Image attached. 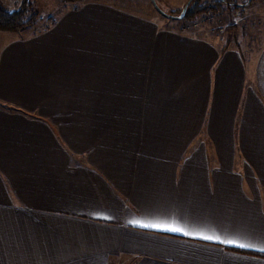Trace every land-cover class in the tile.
Returning <instances> with one entry per match:
<instances>
[{
    "label": "crops",
    "instance_id": "0c3cea01",
    "mask_svg": "<svg viewBox=\"0 0 264 264\" xmlns=\"http://www.w3.org/2000/svg\"><path fill=\"white\" fill-rule=\"evenodd\" d=\"M63 4L0 48V264H264V44ZM172 214L257 249L128 223Z\"/></svg>",
    "mask_w": 264,
    "mask_h": 264
},
{
    "label": "rangeland",
    "instance_id": "374dc122",
    "mask_svg": "<svg viewBox=\"0 0 264 264\" xmlns=\"http://www.w3.org/2000/svg\"><path fill=\"white\" fill-rule=\"evenodd\" d=\"M0 1L7 9H14L21 2V0ZM107 1L118 3L140 13L143 11L142 13L147 14L149 18L157 20L161 28L165 30H180L192 35L212 38L216 41L222 38V44L230 47L238 45L240 42L243 47L253 51L264 44V0H250L243 7L225 8L217 15L205 13L184 19L178 18V16L188 0L184 4H177L172 0H154L155 4L151 0ZM235 1L242 3L243 0ZM30 2L39 13L35 25L18 33L0 30V48L12 38L28 39L31 38L32 34L43 32L49 25L48 18L57 16V13L64 7L60 0H30ZM166 14L170 17L165 16Z\"/></svg>",
    "mask_w": 264,
    "mask_h": 264
},
{
    "label": "trees",
    "instance_id": "16d2710c",
    "mask_svg": "<svg viewBox=\"0 0 264 264\" xmlns=\"http://www.w3.org/2000/svg\"><path fill=\"white\" fill-rule=\"evenodd\" d=\"M60 1L63 3H76L81 0ZM248 2H250V0H243L242 3L235 0H188L179 14H181L182 10L185 8L181 17L182 19L191 16L194 17L198 14L204 15L205 13L217 15L225 8H231L232 6L243 7L247 5ZM38 17V10L33 6L30 0H21L14 9H7L0 1V30L18 33L28 27L34 26ZM53 20L52 17L48 18L49 23H52Z\"/></svg>",
    "mask_w": 264,
    "mask_h": 264
},
{
    "label": "snow or ice",
    "instance_id": "6c2138e0",
    "mask_svg": "<svg viewBox=\"0 0 264 264\" xmlns=\"http://www.w3.org/2000/svg\"><path fill=\"white\" fill-rule=\"evenodd\" d=\"M103 218L110 219L111 217L104 216ZM128 223L144 229L178 233L186 237L219 242L242 249H257V243L252 242L246 235L236 234L232 238H222L221 235L215 234L216 230L214 228L208 225L197 226L193 224L187 216H181L179 214H172L163 219L157 218L147 222L145 220L133 219ZM259 243L261 246L257 250L264 253V240L259 241Z\"/></svg>",
    "mask_w": 264,
    "mask_h": 264
},
{
    "label": "water",
    "instance_id": "95a60500",
    "mask_svg": "<svg viewBox=\"0 0 264 264\" xmlns=\"http://www.w3.org/2000/svg\"><path fill=\"white\" fill-rule=\"evenodd\" d=\"M151 1L153 2V4H155L154 0H151ZM158 11H159V9H158ZM184 11H185V8L182 10V13L178 16V18H181V17H182ZM160 13H161V14H164V13H162V12H160ZM165 16L168 17V15H165Z\"/></svg>",
    "mask_w": 264,
    "mask_h": 264
}]
</instances>
